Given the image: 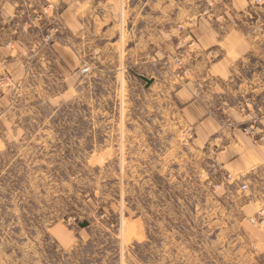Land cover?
<instances>
[{"label":"rangeland","instance_id":"1","mask_svg":"<svg viewBox=\"0 0 264 264\" xmlns=\"http://www.w3.org/2000/svg\"><path fill=\"white\" fill-rule=\"evenodd\" d=\"M52 1L21 12L23 25L41 37L24 60L27 88L40 50L70 37ZM184 25L168 28L178 32L171 59H156L160 46L152 43L148 88L137 68L118 78L94 67L93 55L87 66L93 79L82 74L81 99L31 105L33 92L6 85L17 90L9 108H17L24 131L14 137L21 143L2 146L0 96V227L14 224L17 213L27 223L62 220L72 234L63 252L43 237L40 264H224L229 256L234 264H254L239 255L256 250L239 227L245 217L239 200L250 185L242 189L202 154L174 102V89L190 73L187 55L201 50ZM262 211L248 221L259 225Z\"/></svg>","mask_w":264,"mask_h":264},{"label":"crops","instance_id":"2","mask_svg":"<svg viewBox=\"0 0 264 264\" xmlns=\"http://www.w3.org/2000/svg\"><path fill=\"white\" fill-rule=\"evenodd\" d=\"M46 2L53 3L0 0V96L6 111L2 146L7 149L13 142L21 143L14 137L24 131L17 108H9L10 98L17 92L11 86L33 92L28 100L31 105L81 99L84 76L93 79L90 66L88 73H82L92 55L93 66L100 72L107 68L120 78L119 71L137 68V77L154 80L150 76L152 43L160 46L156 59H171L176 56L173 40L178 32L168 28L185 24L201 50L187 55L190 73L174 89V102L202 154L211 157L220 171L232 174L236 183L250 185V191L239 200L245 216L239 227L245 229L256 250L239 255L264 264V222H257L259 226L247 219L264 209V2L55 0L54 9H61V22L70 37L40 50L38 68L27 88L24 60L31 48L39 49L41 37L39 29L23 25L21 12L28 6L31 14L33 7ZM50 7H46L48 13ZM169 82L177 83L175 76ZM150 86L144 81L145 88ZM2 152L1 148L0 156ZM16 214L14 224L0 227V264H40V258L47 255L42 245L45 236L62 252L70 250L72 234L62 220L27 223ZM233 259L229 256L224 264H234Z\"/></svg>","mask_w":264,"mask_h":264},{"label":"built area","instance_id":"3","mask_svg":"<svg viewBox=\"0 0 264 264\" xmlns=\"http://www.w3.org/2000/svg\"><path fill=\"white\" fill-rule=\"evenodd\" d=\"M264 2V0H256V3H263ZM90 71V68L89 67H84L83 69H82V72L83 73H88ZM228 178L230 179V180H233V181H236L233 177H232V175H228ZM241 187H242V189H247V184H245V183H242V185H241ZM260 215H264V212L262 211V212H260ZM257 220H259L261 223H263L264 222V219L263 218H261V217H257Z\"/></svg>","mask_w":264,"mask_h":264},{"label":"water","instance_id":"4","mask_svg":"<svg viewBox=\"0 0 264 264\" xmlns=\"http://www.w3.org/2000/svg\"><path fill=\"white\" fill-rule=\"evenodd\" d=\"M140 77L146 82L147 86H150L154 82V80L149 79V78H147L145 76H140Z\"/></svg>","mask_w":264,"mask_h":264}]
</instances>
